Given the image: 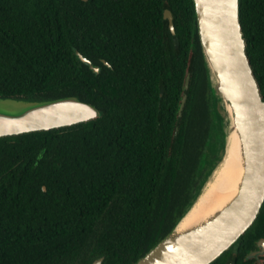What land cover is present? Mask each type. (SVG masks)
Here are the masks:
<instances>
[{"label": "trees", "instance_id": "16d2710c", "mask_svg": "<svg viewBox=\"0 0 264 264\" xmlns=\"http://www.w3.org/2000/svg\"><path fill=\"white\" fill-rule=\"evenodd\" d=\"M239 6L264 98V0ZM80 32H134L126 55L136 65L93 58V72L72 53L69 36ZM68 95L101 115L0 137V264H131L171 230L203 182L214 102L192 0H0V96ZM232 249L211 264H227Z\"/></svg>", "mask_w": 264, "mask_h": 264}, {"label": "water", "instance_id": "95a60500", "mask_svg": "<svg viewBox=\"0 0 264 264\" xmlns=\"http://www.w3.org/2000/svg\"><path fill=\"white\" fill-rule=\"evenodd\" d=\"M192 2L211 96L221 120L224 111H228L225 132L234 133L237 139L240 177L233 195L229 193L211 210L187 220L203 181L171 230L131 264H211L241 237L264 204V98L247 55L239 0ZM163 17L176 39L170 11H164ZM75 54L89 69L98 72L97 65L79 51L75 50ZM188 81L189 74L182 87L178 119L186 100ZM101 113L96 105L75 95L46 99L0 96V137L70 126L99 117ZM204 160L203 157L201 164ZM258 245L264 248V239ZM102 258L91 264H100Z\"/></svg>", "mask_w": 264, "mask_h": 264}, {"label": "flooded vegetation", "instance_id": "af4514ba", "mask_svg": "<svg viewBox=\"0 0 264 264\" xmlns=\"http://www.w3.org/2000/svg\"><path fill=\"white\" fill-rule=\"evenodd\" d=\"M99 17L108 18L109 14L108 12H104L99 14ZM163 38L165 40L164 45H166L167 36L164 35ZM69 41L73 54H75V50L79 51L74 45L76 43L90 55L89 57L87 54L79 51L92 63L94 58L102 65L111 68L114 66L125 68L136 65L134 61H129L126 55L128 51H132L130 44H132L133 48L136 44V34L134 32H80L79 35L70 34ZM105 52L108 53L107 58L103 56ZM110 52H114V55L109 54ZM75 56L77 57L76 54ZM77 59L79 60L78 57ZM95 65L98 66L99 72L100 64ZM261 212V218L257 221L256 219ZM249 228H251L250 231ZM245 233L246 235L242 239L240 238L241 240L238 239L231 246L234 249H232L228 257L229 262L233 264H264V248L258 245V241L264 239V204L253 223L243 234ZM239 240L240 242H238Z\"/></svg>", "mask_w": 264, "mask_h": 264}, {"label": "bare ground", "instance_id": "6f19581e", "mask_svg": "<svg viewBox=\"0 0 264 264\" xmlns=\"http://www.w3.org/2000/svg\"><path fill=\"white\" fill-rule=\"evenodd\" d=\"M224 114L222 120L220 119L224 128L223 146L220 149L217 162L213 168H209L207 176L205 175L206 178L191 206L192 210L187 213V220L211 210L225 200L229 193L232 195L235 193L234 186L240 177V166L236 157L237 139L234 133L225 132L229 113L226 110Z\"/></svg>", "mask_w": 264, "mask_h": 264}, {"label": "rangeland", "instance_id": "374dc122", "mask_svg": "<svg viewBox=\"0 0 264 264\" xmlns=\"http://www.w3.org/2000/svg\"><path fill=\"white\" fill-rule=\"evenodd\" d=\"M212 115H213V130L207 144V149L205 152V160L202 166V167L204 166L206 167V173H205L206 176L210 171L209 168L210 169L213 168V166L217 162L219 151L223 146V142H224V128L222 126V121L220 120L221 118L217 113L214 103L212 104ZM217 134L219 137L217 136Z\"/></svg>", "mask_w": 264, "mask_h": 264}]
</instances>
